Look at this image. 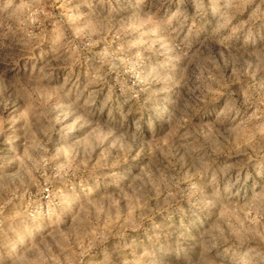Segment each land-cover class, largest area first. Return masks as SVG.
Returning <instances> with one entry per match:
<instances>
[{
  "label": "rangeland",
  "instance_id": "374dc122",
  "mask_svg": "<svg viewBox=\"0 0 264 264\" xmlns=\"http://www.w3.org/2000/svg\"><path fill=\"white\" fill-rule=\"evenodd\" d=\"M0 264H264V0H0Z\"/></svg>",
  "mask_w": 264,
  "mask_h": 264
}]
</instances>
